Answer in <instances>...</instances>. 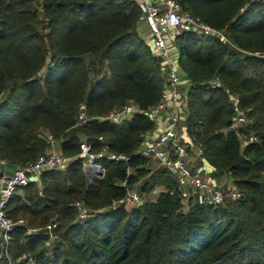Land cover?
<instances>
[{
  "label": "trees",
  "instance_id": "obj_1",
  "mask_svg": "<svg viewBox=\"0 0 264 264\" xmlns=\"http://www.w3.org/2000/svg\"><path fill=\"white\" fill-rule=\"evenodd\" d=\"M178 1L230 40L183 31L176 45L190 82L187 130L203 148L204 159H191L208 161L242 196L215 205L192 193L184 201L168 169L139 153L165 75L138 31L136 0H0V161L22 166L48 154L47 132L71 157L9 200L8 217L40 229L13 230L12 264H27L19 258L28 253L37 264H264V0ZM230 93L253 124L231 128ZM130 101L142 112L122 123L99 118ZM82 103L92 117L78 124ZM251 136L257 140L243 146ZM83 141L129 159H104V175L91 182ZM129 188L145 201L118 203ZM53 220L48 247L45 226Z\"/></svg>",
  "mask_w": 264,
  "mask_h": 264
},
{
  "label": "built area",
  "instance_id": "obj_2",
  "mask_svg": "<svg viewBox=\"0 0 264 264\" xmlns=\"http://www.w3.org/2000/svg\"><path fill=\"white\" fill-rule=\"evenodd\" d=\"M141 14L139 21L148 23L151 32L150 45L153 52L161 58V63L166 64L165 82L159 102L151 107L147 114L155 121V126L144 133V141L139 148V153L150 160L168 169L174 177L179 188V194L184 201H187L192 193L198 195L201 201H208L215 205L224 204L228 198L238 199L242 193L231 184H219L213 182L204 169L203 164H196L191 156L203 158V148L197 146L187 131L186 120L187 98L189 79L184 80L182 73L174 61L179 60V50L174 39L183 31H195L205 36H216L224 42L230 43L227 34L223 29H218L200 20L188 10L184 9L178 0L150 1L138 0ZM264 56V55H263ZM218 81H213L216 84ZM185 86V87H184ZM230 100L234 108L233 122L231 128L239 130L243 125L253 124L254 119L249 117L247 110L241 106L239 95L230 93ZM142 112L137 103L130 101L112 109L99 118L108 119L114 123H122L130 119L135 113ZM165 113L164 117H160ZM92 116L86 111L85 103L80 105L78 124H81ZM47 140L51 149L48 154L40 156L37 160L25 165L8 169V165H0V264L7 257L6 264H12L10 256L11 233L18 226H23L26 235L39 232V228L28 225L24 218L13 220L8 217L6 208L9 200L21 186L32 181H39L41 174L52 168L66 167L71 157L64 154L60 148L61 139L47 132ZM102 139V137H99ZM256 136L245 140L243 145L253 142ZM190 149V150H189ZM192 152V153H191ZM80 156L83 158V169L89 181L102 177L105 172L104 159L128 160L129 156L124 153L110 151L104 146L99 151H94L93 142L83 141L81 143ZM205 163V162H204ZM160 190L154 188L153 195ZM145 201L144 194L138 189L129 188L126 196L118 201L120 204L140 205ZM79 218H86L89 214L84 203H75ZM58 222L53 220L45 226L48 237L46 246H51L55 240L53 230ZM27 259V264H37L35 255L24 254L19 260Z\"/></svg>",
  "mask_w": 264,
  "mask_h": 264
},
{
  "label": "crops",
  "instance_id": "obj_3",
  "mask_svg": "<svg viewBox=\"0 0 264 264\" xmlns=\"http://www.w3.org/2000/svg\"><path fill=\"white\" fill-rule=\"evenodd\" d=\"M136 1H138V0H136ZM150 1H154V2H156V1H161V2H164L165 0H150ZM138 31H139V33H140V35L147 41V43L148 44H150V42H151V32H150V30H149V26H148V23L147 22H145V21H139V23H138ZM174 41H175V44H176V39H174ZM177 46V45H176ZM179 59V58H178ZM175 62V64L177 65V67L179 68L180 67V69H181V66H180V64H179V60H177V61H174ZM162 64V70H163V72H164V75H165V72H166V64H163V63H161ZM182 71V70H181ZM183 74H184V72H182ZM185 78H184V80H186L187 79V75H186V73H185V76H184ZM165 116V113H162L161 114V118L162 117H164ZM205 163H203V162H200L199 164H203L204 165V169L206 170V174H207V177H209L213 182H216V183H219L220 181H222V182H224V181H227L228 183H229V179H231L230 177H224L223 179H222V176H220V174H217L216 172H215V169H214V167L208 162V161H204ZM3 164H5V162L4 161H0V165H3ZM153 164H156V165H158V163L157 162H154ZM9 169V168H8ZM11 170V169H10ZM216 174H215V173ZM221 182V183H222Z\"/></svg>",
  "mask_w": 264,
  "mask_h": 264
},
{
  "label": "rangeland",
  "instance_id": "obj_4",
  "mask_svg": "<svg viewBox=\"0 0 264 264\" xmlns=\"http://www.w3.org/2000/svg\"><path fill=\"white\" fill-rule=\"evenodd\" d=\"M189 85H190V83H189ZM189 85H188V88H189ZM184 87H185V86H184ZM186 112H187V111H185V115H186ZM187 131H188V130H187ZM46 134H47V133H46ZM247 139H249V138H246V139L243 140L242 145L244 144L245 140H247ZM255 140H257V136H256V139H255ZM255 140H254V141H255ZM247 144H248V143H247ZM243 146H244V145H243ZM155 161H156V160H153L152 163H154ZM5 164L8 165L9 169H14V168H16V167L19 165V164L11 165V164H9V163H7V162H5ZM5 164H4V165H5ZM154 166H156V164H154ZM221 182H222V181H220V183H221Z\"/></svg>",
  "mask_w": 264,
  "mask_h": 264
},
{
  "label": "water",
  "instance_id": "obj_5",
  "mask_svg": "<svg viewBox=\"0 0 264 264\" xmlns=\"http://www.w3.org/2000/svg\"><path fill=\"white\" fill-rule=\"evenodd\" d=\"M7 95H8V91H4V93H3L2 96H1V98H2V99H5ZM120 106H121V105H120Z\"/></svg>",
  "mask_w": 264,
  "mask_h": 264
}]
</instances>
